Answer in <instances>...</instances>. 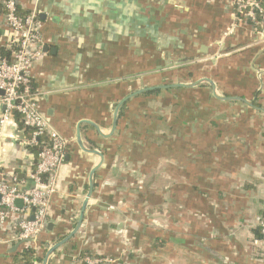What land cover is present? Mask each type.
<instances>
[{
	"label": "crops",
	"instance_id": "crops-1",
	"mask_svg": "<svg viewBox=\"0 0 264 264\" xmlns=\"http://www.w3.org/2000/svg\"><path fill=\"white\" fill-rule=\"evenodd\" d=\"M17 3L42 23L33 87L68 150L45 229L20 240L10 216L0 264L28 247L43 264L76 228L96 168L83 223L48 264H264L253 243L264 216V29L238 24L232 0ZM9 37L0 14V56ZM202 79L216 93L207 82L162 88ZM150 88L119 107L113 129L119 103ZM27 140L15 119L0 136V180L17 176L21 188L37 161Z\"/></svg>",
	"mask_w": 264,
	"mask_h": 264
},
{
	"label": "built area",
	"instance_id": "built-area-1",
	"mask_svg": "<svg viewBox=\"0 0 264 264\" xmlns=\"http://www.w3.org/2000/svg\"><path fill=\"white\" fill-rule=\"evenodd\" d=\"M0 4L3 8L0 14L10 33L3 48L7 55L0 56V92H3V95L0 94V136L16 113L22 127L33 130L27 140L28 146L41 144L34 169L28 176L29 187L21 188L17 176L0 180V226H5L10 216L16 214L19 239L29 242L36 239L47 225L48 209L59 170L65 163L68 141L41 114L38 93L33 87L31 69L44 55L45 46L38 13L34 11L22 15L18 12L17 0H0ZM232 4L238 24L248 21L253 32H263V0H232ZM17 200L22 201V208L16 205ZM257 222L260 237L253 243L260 248L264 259V218ZM81 263L100 264L101 261L86 256L71 264Z\"/></svg>",
	"mask_w": 264,
	"mask_h": 264
},
{
	"label": "water",
	"instance_id": "water-1",
	"mask_svg": "<svg viewBox=\"0 0 264 264\" xmlns=\"http://www.w3.org/2000/svg\"><path fill=\"white\" fill-rule=\"evenodd\" d=\"M201 82H207L211 85V87L213 88L214 92L216 93V86L214 84L213 81L209 80V79H202L200 81H197V82H194V83H191V84H178V85H174V86H169V87H162L163 89H167V88H193V87H196L197 85H199ZM153 90L152 88L150 89H143L137 93H135L134 95H131V96H128L127 98H125L123 101H121L119 103V106L116 110V113H115V117H114V124H113V129L116 128V124H117V115H118V110H119V107L124 103L126 102L129 98H131L132 96H135V95H138V94H141V93H145L147 91H151ZM1 95H3V92H0ZM223 99V98H222ZM226 99V98H225ZM234 100H237V101H241V102H244L246 104H248V102L245 100V99H242V98H232ZM4 110V108H3ZM78 143L80 145V147L82 148V150H84L85 152H88V153H93V154H96V155H99L100 157H103V155L98 152L97 150H88L86 149L83 145H82V142H81V138L80 136L78 137ZM97 169V168H96ZM96 169L92 172L91 176H90V183H89V193H88V196L84 202V205H83V208H82V211H81V214H80V217H79V220H78V223H77V226L76 228L67 236L65 237L64 239H62L61 241H59L58 243H56L53 247H51L46 255H45V258L43 260V264H48V260L50 258L51 255H53L59 248H61L63 245H65L68 241H70L76 234L77 232L79 231L82 223H83V219H84V212L86 210V207H87V204H88V201L91 197V194L93 192V189H94V184H93V174L95 173ZM22 201L21 200H17L16 201V205L19 206V207H22ZM32 220H34V217L31 218ZM52 227H53V224L50 223L48 225V230H52Z\"/></svg>",
	"mask_w": 264,
	"mask_h": 264
},
{
	"label": "trees",
	"instance_id": "trees-1",
	"mask_svg": "<svg viewBox=\"0 0 264 264\" xmlns=\"http://www.w3.org/2000/svg\"><path fill=\"white\" fill-rule=\"evenodd\" d=\"M2 5L0 4V13L2 12ZM19 13H21L22 15H27L28 13H26V12H22V10H20V8H19V11H18ZM241 23H245V24H249V25H251V23L250 22H248V21H245V22H241ZM4 55H7V53H5L3 50L1 51V56H4ZM158 91H153V92H150V93H157ZM14 119L17 121V122H19V115L18 114H14ZM19 125H20V127L24 130V132H25V135H26V137L27 138H30L31 137V134H32V132H33V130L32 129H30V128H27V129H24L23 127H22V124L19 122ZM43 139L41 138L40 139V142L42 141ZM29 147V150L34 154V156L36 157V159L38 158V154H39V152H40V150H41V144L40 145H38V146H28ZM263 218H264V216H263ZM257 238H259L260 237V230L258 229L257 230ZM41 263L42 262V260L41 259H39V258H37L36 257V251L33 249V248H31V247H28V248H25V249H23L20 253H19V259H17L16 260V264H36V263Z\"/></svg>",
	"mask_w": 264,
	"mask_h": 264
},
{
	"label": "rangeland",
	"instance_id": "rangeland-1",
	"mask_svg": "<svg viewBox=\"0 0 264 264\" xmlns=\"http://www.w3.org/2000/svg\"><path fill=\"white\" fill-rule=\"evenodd\" d=\"M155 222H156V224H154V225L159 226V222L157 220H155Z\"/></svg>",
	"mask_w": 264,
	"mask_h": 264
}]
</instances>
